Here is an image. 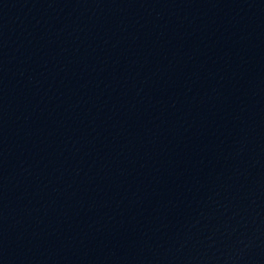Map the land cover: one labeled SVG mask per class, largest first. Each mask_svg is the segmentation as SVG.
<instances>
[{
    "label": "water",
    "instance_id": "obj_1",
    "mask_svg": "<svg viewBox=\"0 0 264 264\" xmlns=\"http://www.w3.org/2000/svg\"><path fill=\"white\" fill-rule=\"evenodd\" d=\"M0 264H264V0H0Z\"/></svg>",
    "mask_w": 264,
    "mask_h": 264
}]
</instances>
